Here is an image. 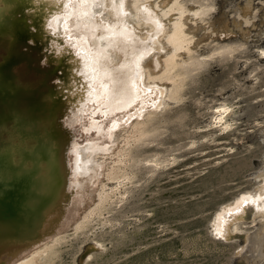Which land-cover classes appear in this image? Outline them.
<instances>
[{"label":"bare ground","instance_id":"obj_1","mask_svg":"<svg viewBox=\"0 0 264 264\" xmlns=\"http://www.w3.org/2000/svg\"><path fill=\"white\" fill-rule=\"evenodd\" d=\"M248 43L264 65V0H0V264H52L67 231L126 194L131 149L158 115L211 61ZM245 108L224 95L199 127L241 141ZM251 124L264 143V118ZM170 154L147 161L157 170ZM257 160L252 185L209 222L217 241L236 245L237 264L264 262V149ZM100 247L92 241L83 259Z\"/></svg>","mask_w":264,"mask_h":264},{"label":"rangeland","instance_id":"obj_2","mask_svg":"<svg viewBox=\"0 0 264 264\" xmlns=\"http://www.w3.org/2000/svg\"><path fill=\"white\" fill-rule=\"evenodd\" d=\"M253 69L257 80L250 78ZM27 74L43 73L33 69ZM224 95H240L245 103L238 124L241 141L232 133L206 138L213 130L199 127L209 106ZM257 118H264V65L248 43L232 57L211 61L193 77L185 99L158 115L152 136L131 149L126 168L135 177L126 194L107 200L104 212L95 213L86 227L67 231L52 264H237L236 245L217 241L209 222L223 201L253 183L251 172L264 149L251 124ZM155 153L176 158L155 170L147 161ZM5 186L2 191L23 194ZM28 204L33 206L31 199ZM29 206L17 210L24 217L33 215ZM94 240L103 247L83 259Z\"/></svg>","mask_w":264,"mask_h":264},{"label":"snow or ice","instance_id":"obj_3","mask_svg":"<svg viewBox=\"0 0 264 264\" xmlns=\"http://www.w3.org/2000/svg\"><path fill=\"white\" fill-rule=\"evenodd\" d=\"M233 207H236V208H238V207H239V205L237 204V205H234Z\"/></svg>","mask_w":264,"mask_h":264}]
</instances>
